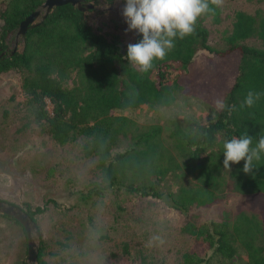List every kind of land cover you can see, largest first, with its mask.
<instances>
[{"label": "trees", "instance_id": "trees-1", "mask_svg": "<svg viewBox=\"0 0 264 264\" xmlns=\"http://www.w3.org/2000/svg\"><path fill=\"white\" fill-rule=\"evenodd\" d=\"M44 1L0 0V52L18 24ZM213 7V13L199 18L192 35L176 39L167 56L144 74L124 59L127 49L120 53L117 36L94 30L70 5L55 7L27 29L20 51L0 59V77L13 75L18 81L24 112L17 133L33 126L58 146L78 144L81 158L94 160L96 179L77 193L80 199L121 194L132 203L120 209L135 222L147 210L146 202L162 201L179 215V233L192 241L178 264H209L212 258L223 263L240 256L242 264H264V156L254 175L243 173L244 161L230 172L223 169L224 141L247 132L255 144L264 136V96L252 107H240L249 91L264 93V9L235 12L230 30L211 47L202 19L215 15ZM140 39L137 35L134 43ZM180 93L210 106L213 118L163 128L115 113L167 108ZM217 99L236 110L218 112ZM226 192L244 196L254 213L223 211L218 220L199 221L196 212L220 203ZM18 207L40 237L36 264H49L37 222L45 208ZM120 250L124 264H156L140 251L132 253L129 242Z\"/></svg>", "mask_w": 264, "mask_h": 264}, {"label": "rangeland", "instance_id": "rangeland-1", "mask_svg": "<svg viewBox=\"0 0 264 264\" xmlns=\"http://www.w3.org/2000/svg\"><path fill=\"white\" fill-rule=\"evenodd\" d=\"M93 5L94 12L85 15L89 25L105 32L106 25L115 18L123 36V51L127 49L134 32H126L123 8L115 3L106 11L104 5ZM256 9H264V0H223L214 16L202 19L208 44L211 47L219 44L222 34L230 30L235 12L251 14ZM14 40L11 36L7 46L11 47ZM21 47L18 39L16 49L20 51ZM23 112L16 77L1 76L0 201L45 208L37 222L47 245L44 258L49 264H124L120 250L123 242H129L132 253L140 251L156 264L179 263L181 255L192 247V241L179 233L181 219L176 212L160 200H150L141 220L135 222L121 211L120 208L128 209L132 203L121 194L109 192L102 198L83 201L77 193L96 179L94 160L81 158L78 144L58 146L33 126L25 133H17ZM115 113L140 125L163 128H169L173 122L187 127L214 116L210 106L183 93L167 108L144 106ZM166 186L173 188L174 183L167 181ZM223 211L254 213L244 196L231 192H226L220 203L196 213L199 221H214ZM155 235L162 236L165 243L149 244ZM25 253V237L20 226L0 217V264H24ZM209 264H242V256L223 263L212 258Z\"/></svg>", "mask_w": 264, "mask_h": 264}, {"label": "clouds", "instance_id": "clouds-1", "mask_svg": "<svg viewBox=\"0 0 264 264\" xmlns=\"http://www.w3.org/2000/svg\"><path fill=\"white\" fill-rule=\"evenodd\" d=\"M223 0H125L122 16L127 31L135 30L142 37L137 43L127 45V60L141 74L153 68L154 61L163 60L175 46L176 39H184L195 32L199 18L214 12ZM264 93L249 91L240 107H252ZM218 112L227 110L229 114L236 105H228L217 99ZM223 169L231 171L233 164L244 161L242 171L254 175L257 162L264 156V136L253 143V137L247 132L232 137L223 143ZM163 245L162 236L150 238L149 244Z\"/></svg>", "mask_w": 264, "mask_h": 264}, {"label": "water", "instance_id": "water-1", "mask_svg": "<svg viewBox=\"0 0 264 264\" xmlns=\"http://www.w3.org/2000/svg\"><path fill=\"white\" fill-rule=\"evenodd\" d=\"M115 3L117 6L122 8L125 6V4L115 1L112 4L105 5L106 8L104 10H111ZM63 5H70L84 15H87L95 9L93 3H84L81 0H45L35 11L29 14L18 24L14 33L15 40L12 43V46L7 47L0 52V59L10 58L14 53L18 52L16 49L17 40L20 39L22 45L23 37L27 29L32 28L39 22L43 21L53 8ZM137 35L138 34L135 31L130 43H134ZM120 53L123 54V51H120ZM0 215L10 217L18 223L24 233L26 243L24 264H36L37 251L39 248V235L32 221L18 206H14L3 201H0Z\"/></svg>", "mask_w": 264, "mask_h": 264}, {"label": "flooded vegetation", "instance_id": "flooded-vegetation-1", "mask_svg": "<svg viewBox=\"0 0 264 264\" xmlns=\"http://www.w3.org/2000/svg\"><path fill=\"white\" fill-rule=\"evenodd\" d=\"M94 12V11H93ZM122 17L119 18V20H121ZM108 27L107 31H105V33H108L109 35H113V36H117L118 37V47L120 48V51H123V43L121 41L122 39V35H120L119 30H120V24L116 21L115 18H112V20L109 22V25H106ZM100 31H102L100 29ZM104 32V31H102ZM133 32H135V30H133ZM8 47V46H7Z\"/></svg>", "mask_w": 264, "mask_h": 264}]
</instances>
